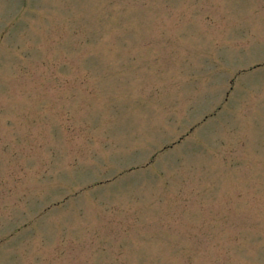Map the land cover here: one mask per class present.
<instances>
[{
  "label": "rangeland",
  "instance_id": "374dc122",
  "mask_svg": "<svg viewBox=\"0 0 264 264\" xmlns=\"http://www.w3.org/2000/svg\"><path fill=\"white\" fill-rule=\"evenodd\" d=\"M0 264H264V0H0Z\"/></svg>",
  "mask_w": 264,
  "mask_h": 264
}]
</instances>
